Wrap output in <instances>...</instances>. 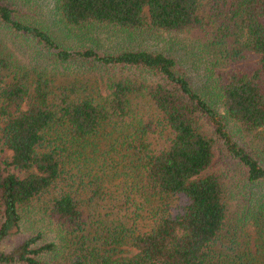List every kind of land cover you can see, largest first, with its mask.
Listing matches in <instances>:
<instances>
[{
  "label": "trees",
  "instance_id": "obj_1",
  "mask_svg": "<svg viewBox=\"0 0 264 264\" xmlns=\"http://www.w3.org/2000/svg\"><path fill=\"white\" fill-rule=\"evenodd\" d=\"M0 264H264V0H0Z\"/></svg>",
  "mask_w": 264,
  "mask_h": 264
},
{
  "label": "rangeland",
  "instance_id": "obj_2",
  "mask_svg": "<svg viewBox=\"0 0 264 264\" xmlns=\"http://www.w3.org/2000/svg\"><path fill=\"white\" fill-rule=\"evenodd\" d=\"M46 6V4H45ZM27 53H23L21 51L19 52H16L17 53V58H18V61L21 62V63H25V64H29V68L30 69H33L32 66L36 64L34 63V61L36 60V58L34 57L33 55V51L32 49H28L27 48ZM35 53V52H34ZM260 59V55L259 54H256V53H253V52H250L248 53V56L246 57L245 59V63H256L258 60ZM37 62V61H36ZM205 63V62H203ZM10 152L8 150H3L2 154H1V157H4V156H7L9 155ZM218 154V153H217ZM217 163L216 165L213 167V170H225L227 172V169H225V167L223 166V163L221 161V159H217L216 160ZM236 176V175H235ZM238 184L236 185L237 188L236 190L233 192V198L231 199V202H230V207H229V216L230 218L233 217V215H235L236 213L240 212L242 207L239 203V201H242V199L239 197V196H236V194H238V190L240 188H242V181H239L237 182ZM231 188H235L234 187H231ZM30 232L29 231H25L23 233H20V234H16L14 236H12L11 238H9L5 243H4V247L6 249H9L11 248L12 246H14L15 244H17L19 241H21L22 239L25 238V236L29 235Z\"/></svg>",
  "mask_w": 264,
  "mask_h": 264
}]
</instances>
